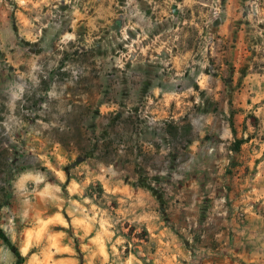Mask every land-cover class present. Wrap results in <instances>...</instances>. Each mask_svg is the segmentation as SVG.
Masks as SVG:
<instances>
[{
    "label": "rangeland",
    "instance_id": "374dc122",
    "mask_svg": "<svg viewBox=\"0 0 264 264\" xmlns=\"http://www.w3.org/2000/svg\"><path fill=\"white\" fill-rule=\"evenodd\" d=\"M0 264H264V0H0Z\"/></svg>",
    "mask_w": 264,
    "mask_h": 264
},
{
    "label": "trees",
    "instance_id": "16d2710c",
    "mask_svg": "<svg viewBox=\"0 0 264 264\" xmlns=\"http://www.w3.org/2000/svg\"><path fill=\"white\" fill-rule=\"evenodd\" d=\"M102 189V188H101ZM102 191H104L103 189H102ZM90 196L92 197L93 196V194H92V192H90ZM126 237H131V235H132V237H133V235L135 236V237H137V239H139V240H143L144 242H148L149 241V233H148V231L145 229V230H143L141 233H136L135 234V227L134 226H131V228H130V230H129V233L128 234H124ZM129 244H130V240H129ZM127 251H129V248H127Z\"/></svg>",
    "mask_w": 264,
    "mask_h": 264
}]
</instances>
